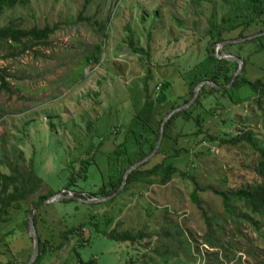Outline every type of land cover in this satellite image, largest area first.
<instances>
[{"label": "rangeland", "instance_id": "374dc122", "mask_svg": "<svg viewBox=\"0 0 264 264\" xmlns=\"http://www.w3.org/2000/svg\"><path fill=\"white\" fill-rule=\"evenodd\" d=\"M11 19L18 27L48 25L53 31L45 44L24 50L29 40L0 44V70L6 73L5 85L0 80V157H7L0 172L17 167L22 178L40 179L0 221V264H27L32 238L25 210L37 197L73 191L100 198L92 195L103 183L109 190L120 164L127 163V156L111 154L117 144L126 139L132 154L136 136L154 137L142 124L156 128L166 113L190 100L189 84L208 80L207 66L219 69L222 84L229 81L238 63L208 58L205 45L217 37L210 30L219 28L224 39L264 30V13L253 0H28L0 12V26ZM263 45L264 34L220 48L243 58L238 75L255 80L264 78ZM93 53L96 62L89 58ZM248 130L264 145V97L249 86L219 92L202 85L140 167L172 164L178 171L170 180L162 183L161 171L138 175L105 202L65 198L34 209L36 230L51 241L42 264H72L74 249L100 264H164L166 255L189 264H264V212L233 199L225 210L218 194L263 180L256 171L259 152L246 140L224 141ZM72 227L77 231L65 241L62 232ZM113 229L139 236L115 241L108 235Z\"/></svg>", "mask_w": 264, "mask_h": 264}, {"label": "trees", "instance_id": "16d2710c", "mask_svg": "<svg viewBox=\"0 0 264 264\" xmlns=\"http://www.w3.org/2000/svg\"><path fill=\"white\" fill-rule=\"evenodd\" d=\"M27 2H28V0H0V12H3V10L5 8H14L16 5H23V4H26ZM253 3H254L256 11L259 14H263L264 13V1L263 0H253ZM103 29H105V26L103 27ZM52 31H53V28L49 27L48 25H46L42 28H40L38 26H32L31 28H24V27H20V26L18 27V26H16L15 22L11 19L9 21V23H7L6 25L0 26V44H2V47H3V45L9 44V43L10 44H20V43H23V42H26L29 40L30 43H28V45H24L21 47V49L24 50L25 48H30L32 45H35V44H45L46 39L48 38L49 34ZM211 31H215L217 33V35H216L217 37H215L214 39H212L211 41H209L205 45V48L207 50V54L209 55V57H208L209 59H210L211 54H212L211 51L214 48V46H212V45L214 43L224 39L219 35L220 34L219 28L212 29L208 33H210ZM104 37H106V34H104ZM209 46L212 49H210ZM263 47H264V45L261 47V50L263 49ZM134 50L135 51H141V48L134 47ZM89 58L90 59L92 58L93 61H95V62L98 61L96 53H93L92 57H89ZM222 62H225V61L222 60L221 63ZM218 65H220V64H218ZM215 70L216 69L213 70L212 68H209V66H207V73L210 75V77L207 79L213 80L214 82H216L218 84H222V82L217 77L219 69L217 71H215ZM2 72L3 71L0 70V80H1L2 84L5 85L4 75H6V73H4L2 75L1 74ZM202 79H204V78L203 77L196 78L193 81H191V83L189 84L191 95L193 94V88H194L195 84ZM167 84H168V82L165 81L161 85H162V87H165ZM243 86H249L252 89V91H254L255 93L258 94L259 98L264 97V78H257L255 80H252V79L245 77L243 74L238 75L235 78V80H233L231 82V85L228 88L219 90V89H215V88L210 87V89L211 90H218L219 92H223L226 89H232L233 90L236 88H241ZM188 99H186L184 102H187ZM150 103H152V102H150ZM174 115L175 114L170 116L169 119L166 121L165 126H164V130L168 128V126L172 120V117ZM160 121L161 120H159L156 128H152L151 124H148V123L142 124L145 128L148 127L150 129L149 131L154 132L155 135L152 138H149V137L144 136V135H140V137L136 136L135 137L136 138V140H135L136 149L132 153L133 156L131 153H129L128 144H127L126 139H124L122 142H120L119 144L116 145L115 150L111 154L115 155L117 157L116 159H119V158L121 159V158L127 156V160H126L127 163L126 164H120V168H119L120 170L118 172V176L116 178V181L114 183L110 181V183H109L110 189L109 190H106V185L103 183L100 190L98 192L94 193L92 195V197L108 196V195L112 194L113 192H115L121 184V181H122V178H123L125 171L132 164H134L135 162L139 161L143 157L150 154V152L152 151V149L156 143V140L158 138ZM201 123H202V119L197 117L196 118V125H199L197 131L195 132L197 134L203 132L202 127L200 126ZM203 137H204V139H206V138L213 139V136L208 135V134H205ZM238 140H246L253 147V149H255L257 152H259L260 161H259V164H257L256 171H257L259 176L263 177V180H261L260 184L254 186V187H246V188L238 189V190L227 192V193L221 192L218 194L221 195L222 203L225 206V210H227L228 201L230 199H233V200H236L238 202H243L244 205L249 207L250 210L254 213H263L264 212V145H258L257 144V142L253 138V134H252L251 130H248V131L242 133L241 135L234 136V137L229 138V139H224V141H227V142H235ZM147 143L149 145L147 147H144L143 144L147 145ZM133 157H134V159H133ZM6 159H7V157L4 155L2 157H0V164H6ZM83 163H84V166H86V164L89 165V163H86V162H83ZM123 165H125L124 168L121 167ZM158 171H161L163 173V177H162L161 181H162V183H165L168 180H170L172 178V175L175 172H177L178 170L172 164H168L165 166L162 164H158V165L153 166L151 169L145 170V171H142L139 167L138 169L134 170L128 176V178L126 180V184L127 185L132 184L134 181V178H136L138 175H140V176H152V175H155ZM11 172H12L11 174H5V173L0 172V221H6L7 220V213L9 211V208L20 206V200H22L23 198L26 197L27 194L32 192L33 189H35L37 187L39 180H40L39 178H37L33 174H30L28 177H26V179L22 178L21 175L19 174L18 170H17V167H13L11 169ZM181 175L184 177L188 176L186 172H182ZM126 190H127V187H124L123 191H126ZM52 194H49V196ZM55 194H53V195H55ZM47 197H48V195L47 196H39V197H37L36 201L43 200ZM193 198L195 201H197V199L195 197H193ZM66 200H68V199H65V201ZM69 200H73V199H69ZM26 212H27V210H25V213ZM33 224H34V227L36 229L35 214L33 215ZM85 225H86V223H83L80 226L83 228V227H85ZM92 226L95 228L96 231H100L99 230L100 228L98 226L97 221L93 222ZM76 231H77V229L75 227H72L68 230H63L62 234H63V238L65 239V241H68V239L71 237V235H73ZM108 235L111 239H115V241H130V242L135 241L137 236H139L138 234H135L129 230L117 231L115 229L110 230V232H108ZM140 235H141V233H140ZM207 236L212 237L210 232L207 233ZM37 239H38V254L35 257V259L33 260L32 264H42L41 261L43 260V257L52 252L51 251L52 248L50 247L51 246L50 238L42 239L40 233L37 231ZM58 246L62 247L63 243H61V245H58ZM166 252H168L167 249L164 251V253H166ZM72 253H73V256L76 258L75 261L73 260L72 264H100L95 257H91L89 259H84L82 257L81 249H74L72 251ZM167 257H168V255H166V257L163 258L161 262H163L164 264H189L187 262H182L180 259H177L173 262H170V260H168Z\"/></svg>", "mask_w": 264, "mask_h": 264}, {"label": "water", "instance_id": "95a60500", "mask_svg": "<svg viewBox=\"0 0 264 264\" xmlns=\"http://www.w3.org/2000/svg\"><path fill=\"white\" fill-rule=\"evenodd\" d=\"M264 34V31L262 32H258L252 35H248L245 37H241V38H234V39H223L220 40L217 44H218V48L214 47L213 49L210 47V49H212L211 53L214 55V57L218 58V59H223V60H234L238 63V67L236 69V71L234 72V74L231 75L229 81L226 84H217L212 80H201L199 81L195 86H194V90H193V94L190 100H188L187 102L174 107L172 110H170L168 113H166L161 122H160V127H159V135H158V139L152 149V151L150 152L149 155L143 157L142 159H140L139 161L135 162L134 164H132L124 173L122 181H121V185L119 186V188L112 193L109 196L106 197H100V198H91V199H86V198H82L78 195H76L73 191H69L68 193H65L64 191L59 192L55 195H50L47 198L40 200L38 202L33 203L30 208L28 209L27 213H26V225H27V229L29 234L31 235L32 238V250H31V254L29 256V258L27 259V264H32L33 260L35 259V257L38 254V239H37V233H36V229L34 227L33 224V211L34 209L42 204H46V203H50L56 200H61V199H65V198H69V199H74V200H78L80 202H84L87 204H94V203H99V202H105L109 199H111L114 195H116L119 191L122 190V188L125 186L126 184V180L128 178V176L136 169H138L139 167H141L142 165H144L145 163H148L153 156L156 154L158 147L160 145L161 139L163 137L164 134V126H165V122L169 119L170 116H172L173 114H175L176 112L188 108L190 106V104L192 102H194L195 98L198 96L199 94V90L201 88L202 85L204 84H208L210 87L213 88H217V89H222L224 87H228L231 85V82L233 80H235L236 76L238 75V73L241 72L242 68H243V64H244V59L240 58V57H236V55H232V54H226L223 53L221 50V46L224 43H236V42H240V41H245L248 39H252L255 38L257 36H260ZM220 48V49H219Z\"/></svg>", "mask_w": 264, "mask_h": 264}, {"label": "built area", "instance_id": "2783aa9c", "mask_svg": "<svg viewBox=\"0 0 264 264\" xmlns=\"http://www.w3.org/2000/svg\"><path fill=\"white\" fill-rule=\"evenodd\" d=\"M157 88H158V89L160 88V84H158Z\"/></svg>", "mask_w": 264, "mask_h": 264}]
</instances>
